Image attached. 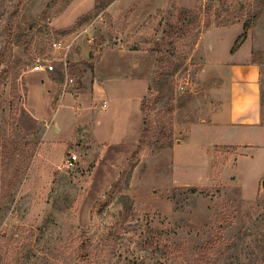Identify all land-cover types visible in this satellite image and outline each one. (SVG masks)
Segmentation results:
<instances>
[{
  "label": "rangeland",
  "instance_id": "1",
  "mask_svg": "<svg viewBox=\"0 0 264 264\" xmlns=\"http://www.w3.org/2000/svg\"><path fill=\"white\" fill-rule=\"evenodd\" d=\"M195 7L0 0V264H264V145L217 138L200 48L246 25L264 126V0Z\"/></svg>",
  "mask_w": 264,
  "mask_h": 264
},
{
  "label": "crops",
  "instance_id": "2",
  "mask_svg": "<svg viewBox=\"0 0 264 264\" xmlns=\"http://www.w3.org/2000/svg\"><path fill=\"white\" fill-rule=\"evenodd\" d=\"M150 2L157 7H165L170 0ZM174 2L186 8H195L197 4V0ZM243 32L244 28L240 24L207 28L200 39V48L205 69L212 70L214 77L220 81L215 94L220 99L223 96L226 105L225 111L218 114L222 123L216 125L217 138L227 143L259 146L264 145L261 70L252 59V43L247 38L241 40ZM238 39L241 41L234 47ZM104 101L100 100L99 103Z\"/></svg>",
  "mask_w": 264,
  "mask_h": 264
},
{
  "label": "built area",
  "instance_id": "3",
  "mask_svg": "<svg viewBox=\"0 0 264 264\" xmlns=\"http://www.w3.org/2000/svg\"><path fill=\"white\" fill-rule=\"evenodd\" d=\"M72 43H73V40L70 42H65V43L59 40H55L51 43L52 47L55 50H60L62 52L60 60H61V65L64 69V73H67V55H68L69 49L72 46ZM54 68H55V65L53 63H37L33 66L32 70L38 71V72H42V71L48 72V71H53ZM106 106H107L106 101L100 104L101 108H105ZM77 161H78V156L75 153H71L65 160L64 165L67 168H71L76 164Z\"/></svg>",
  "mask_w": 264,
  "mask_h": 264
},
{
  "label": "trees",
  "instance_id": "4",
  "mask_svg": "<svg viewBox=\"0 0 264 264\" xmlns=\"http://www.w3.org/2000/svg\"><path fill=\"white\" fill-rule=\"evenodd\" d=\"M195 8H197V7H195ZM223 25H225V24H223ZM220 26H222V25H220ZM243 27L246 28V25L244 24ZM207 28H209V27H208V26H206V27L204 26V27H203L204 30L207 29ZM244 32H245V30H244ZM244 32L242 33V38H241V40L243 39ZM241 40L238 39V40L235 42L234 47H236L237 45H239V43H240Z\"/></svg>",
  "mask_w": 264,
  "mask_h": 264
},
{
  "label": "water",
  "instance_id": "5",
  "mask_svg": "<svg viewBox=\"0 0 264 264\" xmlns=\"http://www.w3.org/2000/svg\"><path fill=\"white\" fill-rule=\"evenodd\" d=\"M261 185L264 188V179L262 180Z\"/></svg>",
  "mask_w": 264,
  "mask_h": 264
}]
</instances>
